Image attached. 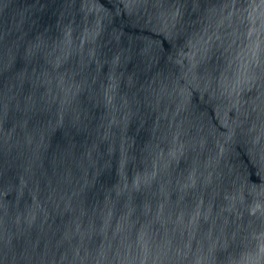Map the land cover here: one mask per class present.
<instances>
[{
    "label": "water",
    "instance_id": "obj_1",
    "mask_svg": "<svg viewBox=\"0 0 264 264\" xmlns=\"http://www.w3.org/2000/svg\"><path fill=\"white\" fill-rule=\"evenodd\" d=\"M0 264H264V0H0Z\"/></svg>",
    "mask_w": 264,
    "mask_h": 264
}]
</instances>
